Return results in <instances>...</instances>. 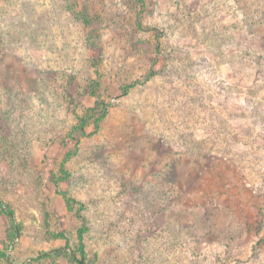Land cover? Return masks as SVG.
<instances>
[{
	"label": "rangeland",
	"instance_id": "obj_1",
	"mask_svg": "<svg viewBox=\"0 0 264 264\" xmlns=\"http://www.w3.org/2000/svg\"><path fill=\"white\" fill-rule=\"evenodd\" d=\"M80 230L87 264H264V0H0V264Z\"/></svg>",
	"mask_w": 264,
	"mask_h": 264
},
{
	"label": "trees",
	"instance_id": "obj_2",
	"mask_svg": "<svg viewBox=\"0 0 264 264\" xmlns=\"http://www.w3.org/2000/svg\"><path fill=\"white\" fill-rule=\"evenodd\" d=\"M128 87H129V86H126V87L124 88V91H125ZM92 109H93V108H92ZM93 110H94V112H96L97 109L94 108ZM104 115H105V110H103V112L101 113V115H99V116H97V117L95 118V122H98L99 120H101V118H103ZM96 124H97V123H96ZM86 126H87V121H86L85 118H82V119H81V122H80V124H79V126H78V129H79L81 132H84V129H85ZM53 182H54V184H57L58 179H57V178L53 179ZM63 197H64V199H65V201H66V203H67L68 208L71 209V208H72V202H73V199L67 197V196L65 195V193H63ZM8 214L10 215L11 212H8ZM82 233H83V231L80 230V231H79V234H78V238H79V248H78L79 259H75V262H77L78 264H87V263L85 262L86 253H85V248H84V244H83V241H82V235H83ZM53 252H54L53 254H55L56 256H59V255H62V253H63L64 251H63V249H56V250H54Z\"/></svg>",
	"mask_w": 264,
	"mask_h": 264
}]
</instances>
